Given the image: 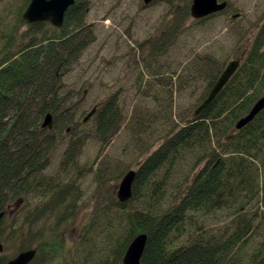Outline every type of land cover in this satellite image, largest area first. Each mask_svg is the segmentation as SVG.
I'll return each mask as SVG.
<instances>
[{
    "label": "trees",
    "instance_id": "obj_1",
    "mask_svg": "<svg viewBox=\"0 0 264 264\" xmlns=\"http://www.w3.org/2000/svg\"><path fill=\"white\" fill-rule=\"evenodd\" d=\"M14 1L19 5L13 20L0 19V212L5 211L0 237L4 246L14 237L18 244L13 255L5 248L0 252V264L27 249H36L29 264H46L64 252L60 229L73 217L81 197L76 179L87 167L78 163L83 145L86 140L100 147L108 144L125 116L113 95L100 100L87 119L91 128L83 129L80 124L91 110L77 115L70 107L74 94L61 90L63 76L95 40L85 22L87 0H75L60 28L49 22L25 24L22 13L30 0ZM191 1L174 13L172 28L160 48H152L153 56L170 38L176 39L190 15ZM239 59L235 73L199 116L164 124L163 131L150 132L152 137L145 139L149 125L160 121H143L149 111L148 116L135 113L134 121L126 124L131 138L124 147L142 156L135 168L123 166L121 156L87 167L99 184L135 169L132 195L122 202L115 195L108 199L94 193L100 198L88 226L92 233L83 241L85 253L75 257L74 248L65 264H122L128 244L141 232L147 234L142 264H264V109L235 128L264 95V21ZM201 60L198 68L189 69L207 82L208 94L226 61L210 56ZM47 113L52 115L51 128L42 126ZM68 126L59 170L47 173ZM181 163L182 180L170 189ZM12 203L20 213L10 219ZM224 215H232L230 225L219 230L206 226ZM200 229L204 232L198 234ZM97 241L104 246L95 247Z\"/></svg>",
    "mask_w": 264,
    "mask_h": 264
},
{
    "label": "rangeland",
    "instance_id": "obj_2",
    "mask_svg": "<svg viewBox=\"0 0 264 264\" xmlns=\"http://www.w3.org/2000/svg\"><path fill=\"white\" fill-rule=\"evenodd\" d=\"M226 1V11H219L205 20L199 21L201 18L194 19L189 15L176 39L173 41L170 38L161 51L157 50L158 55L153 56L152 48H160L159 44L164 43L163 35L168 28H172L174 13L186 0H154L147 6L143 5V0H87L85 22L91 25L95 40L85 49L80 62L63 76L61 90H74L70 107L77 109V115L81 114V117L101 99L105 102L117 95L125 118L105 146L100 147L95 141L86 140L78 156L80 167H96L101 159L116 161L121 156L123 166L129 164L135 168L142 156L127 153L124 149L126 141L131 138L126 124L134 121L135 113L148 116L149 111L151 115L143 121H160L149 125L145 139L152 137L150 132L163 131L164 124L170 126L174 121H184L207 94V82L189 67L198 68L203 62L201 59L209 56L227 63L248 52L264 21V0ZM18 5L14 0H0V19L12 21ZM151 67L156 68L151 70ZM172 73L173 76H170ZM144 91H147L146 95ZM80 126L89 129L92 120ZM69 127L62 133V142L57 144L50 157L47 173L59 170L64 142L70 137ZM87 167L81 169V176L76 179L81 197L76 203L78 206L74 207L75 213L61 225L60 239L64 252L46 264H65V260L73 257L74 248L77 251L75 257L84 254L86 244L83 241L92 233L88 226L93 212L97 210L99 198L116 196L121 178L99 184L94 179L96 173ZM183 170L184 164L181 163L169 182L170 189H175L174 185L181 182ZM193 176L194 173L190 178ZM19 213L18 206L12 203L8 218L19 217ZM232 219V215H224L215 221H208L206 226L210 230H219L230 225ZM200 232L204 230L200 229L198 234ZM17 241L18 238L14 237L5 244L4 251L9 255L15 254ZM33 243L36 246L37 241ZM96 246L104 245L102 241H97Z\"/></svg>",
    "mask_w": 264,
    "mask_h": 264
},
{
    "label": "water",
    "instance_id": "obj_3",
    "mask_svg": "<svg viewBox=\"0 0 264 264\" xmlns=\"http://www.w3.org/2000/svg\"><path fill=\"white\" fill-rule=\"evenodd\" d=\"M154 0H143L144 5H149ZM75 0H30L22 13V19L25 23L48 21L54 27L60 28L64 22L65 14L68 8L73 5ZM226 0H192L189 12L194 19H200L216 12L222 11L227 7ZM240 64V59H231L227 62L222 72L212 85L210 91L204 100L195 108L194 117L199 116L215 99L217 94L235 73ZM262 109H264V95L260 96L251 106L247 114L241 117L235 124L236 129H240L250 122ZM94 109L84 118L86 120ZM43 127H52V115L47 113L42 122ZM136 174L135 169H130L124 173L119 181L116 195L120 201H127L132 195V184ZM5 211L0 212V220ZM147 242V234L138 233L128 244L122 257V264H142L141 256ZM4 249L3 242L0 239V252ZM36 254V249H27L17 253L10 258L6 264H29Z\"/></svg>",
    "mask_w": 264,
    "mask_h": 264
},
{
    "label": "flooded vegetation",
    "instance_id": "obj_4",
    "mask_svg": "<svg viewBox=\"0 0 264 264\" xmlns=\"http://www.w3.org/2000/svg\"><path fill=\"white\" fill-rule=\"evenodd\" d=\"M69 92H70V91H69ZM70 93L73 94V93H74V90L71 89V92H70ZM103 100H105V99H103ZM106 101H108V100H106ZM106 101H105V102H106ZM95 105L97 106V104H95ZM95 105H94V106H95Z\"/></svg>",
    "mask_w": 264,
    "mask_h": 264
}]
</instances>
